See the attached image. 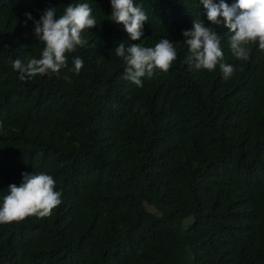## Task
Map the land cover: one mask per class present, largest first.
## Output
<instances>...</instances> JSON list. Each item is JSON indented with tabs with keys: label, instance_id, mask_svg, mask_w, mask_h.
Masks as SVG:
<instances>
[{
	"label": "trees",
	"instance_id": "trees-1",
	"mask_svg": "<svg viewBox=\"0 0 264 264\" xmlns=\"http://www.w3.org/2000/svg\"><path fill=\"white\" fill-rule=\"evenodd\" d=\"M77 3L98 21L88 44L59 76L21 81L9 61L45 46L25 14ZM134 3L148 15L136 41L110 0H0V202L25 171L62 189L50 216L0 224V264H264V51L237 59L212 25L235 71L190 70L183 32L211 26L200 0ZM163 38L177 50L170 70L143 87L124 79L115 47Z\"/></svg>",
	"mask_w": 264,
	"mask_h": 264
},
{
	"label": "clouds",
	"instance_id": "clouds-1",
	"mask_svg": "<svg viewBox=\"0 0 264 264\" xmlns=\"http://www.w3.org/2000/svg\"><path fill=\"white\" fill-rule=\"evenodd\" d=\"M112 13L109 19L123 24L132 41L140 40L144 35V25L148 15L134 0H110ZM207 10L206 26L200 19L193 21V28L183 32L189 46V55L185 63L189 69L215 71L217 66L228 79L235 71L233 65L223 62L224 52L221 36L214 26L223 25L229 30V47L232 55L240 60L249 58L248 45L258 42L259 50L264 51V0H235L229 5L225 0L214 3L213 0H200ZM34 21V35L45 45L40 58H32L27 63L20 59L10 60L14 70L19 72L21 81L47 74L59 76L62 69L68 67V54L76 52L78 47L88 44L82 33L92 29L98 21L93 15L89 3L69 4L63 14L57 15L56 7H47L40 18L34 19L31 13L25 14ZM27 23V22H25ZM115 54L125 64L124 79L143 87L142 78L151 79L156 71L167 73L177 59L174 43L163 38L154 47H144L132 43L115 47ZM83 60L73 57L70 71L77 75L83 68ZM19 185L10 183L7 193L0 202V224L19 222L28 216L46 217L62 203V189L56 190V181L45 173L23 172Z\"/></svg>",
	"mask_w": 264,
	"mask_h": 264
}]
</instances>
